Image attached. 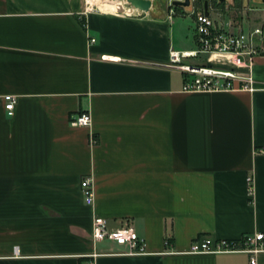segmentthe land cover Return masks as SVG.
Masks as SVG:
<instances>
[{"label":"crops","instance_id":"obj_1","mask_svg":"<svg viewBox=\"0 0 264 264\" xmlns=\"http://www.w3.org/2000/svg\"><path fill=\"white\" fill-rule=\"evenodd\" d=\"M190 28L153 3L131 17L0 0V264H250L186 252L196 238L264 232V38L253 92L185 93L168 54L196 48ZM80 113L89 127L70 126ZM95 217L131 224L148 255L93 241Z\"/></svg>","mask_w":264,"mask_h":264},{"label":"built area","instance_id":"obj_2","mask_svg":"<svg viewBox=\"0 0 264 264\" xmlns=\"http://www.w3.org/2000/svg\"><path fill=\"white\" fill-rule=\"evenodd\" d=\"M85 2L92 9L89 0H85ZM125 5L131 12H127V10L111 12L101 10L99 7L96 9L103 13L122 14L131 17H140L144 14L142 11L132 9L127 3ZM192 15L196 48L185 52L170 50L168 54V66L177 68L185 75L182 91L185 93L242 90L253 92L255 89L252 67L255 58L261 52V46L258 42L263 39L262 27L245 31L235 28L230 23H215L211 18L209 8L208 15L205 14L204 5L197 7ZM101 60L115 63L122 61L118 57L110 56H102ZM188 60H196V64H189L187 63ZM3 100L6 115L11 117L17 99L11 95H6ZM90 123L91 118L87 113L75 115L69 121L72 127L87 128ZM261 152H264V147ZM246 185L247 194L251 197V177H247ZM80 189L85 204L91 205L93 203V188L90 178H82ZM91 237L95 242H106L123 247L124 251L119 255L131 257L148 255L144 239L137 235L128 222L118 228L110 229L106 220L95 217ZM186 253L193 255L245 253L250 256V264H255L256 257L264 253V232L246 233L237 240L196 238ZM95 256H90V259L84 264H93L92 259Z\"/></svg>","mask_w":264,"mask_h":264},{"label":"rangeland","instance_id":"obj_3","mask_svg":"<svg viewBox=\"0 0 264 264\" xmlns=\"http://www.w3.org/2000/svg\"><path fill=\"white\" fill-rule=\"evenodd\" d=\"M110 5L122 0H104ZM124 1V0H123ZM155 9L165 10L169 17L172 16L175 21H180L183 26H191L193 22V11L207 2L211 18L215 23H230L232 26L245 31L255 28L257 25H264V4L260 0H191V6L187 8L174 7L173 1L177 0H150ZM183 1V0H178ZM126 3V2H125ZM130 6L129 4H127ZM92 8L98 7L97 4H91ZM131 7V6H130ZM195 8V9H194ZM188 63V62H187ZM195 64V63H190Z\"/></svg>","mask_w":264,"mask_h":264},{"label":"water","instance_id":"obj_4","mask_svg":"<svg viewBox=\"0 0 264 264\" xmlns=\"http://www.w3.org/2000/svg\"><path fill=\"white\" fill-rule=\"evenodd\" d=\"M219 2H223L226 0H218ZM127 4L131 6L134 10H139L142 12H149L151 10L152 3L150 0H126ZM262 4H264V0H260ZM204 11L205 14L208 15V7L207 2L204 3ZM172 5L174 7H183L187 8L191 6V0H183V1H173ZM263 38H264V28H263Z\"/></svg>","mask_w":264,"mask_h":264},{"label":"bare ground","instance_id":"obj_5","mask_svg":"<svg viewBox=\"0 0 264 264\" xmlns=\"http://www.w3.org/2000/svg\"><path fill=\"white\" fill-rule=\"evenodd\" d=\"M119 1V0H118ZM126 0H122V2H114L113 4H109L107 2H105L104 0H89V3H93V4H97L98 7L102 8V10H108L111 12H115V11H126L127 12H131L130 9L126 8L125 5ZM127 3V2H126Z\"/></svg>","mask_w":264,"mask_h":264},{"label":"trees","instance_id":"obj_6","mask_svg":"<svg viewBox=\"0 0 264 264\" xmlns=\"http://www.w3.org/2000/svg\"><path fill=\"white\" fill-rule=\"evenodd\" d=\"M237 1V0H236Z\"/></svg>","mask_w":264,"mask_h":264}]
</instances>
